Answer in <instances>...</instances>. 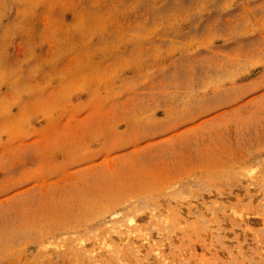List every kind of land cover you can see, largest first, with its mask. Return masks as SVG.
Segmentation results:
<instances>
[{
	"label": "rangeland",
	"instance_id": "obj_1",
	"mask_svg": "<svg viewBox=\"0 0 264 264\" xmlns=\"http://www.w3.org/2000/svg\"><path fill=\"white\" fill-rule=\"evenodd\" d=\"M0 264H264V0H0Z\"/></svg>",
	"mask_w": 264,
	"mask_h": 264
}]
</instances>
